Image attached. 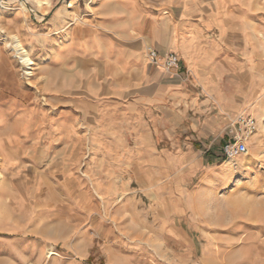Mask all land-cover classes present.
Segmentation results:
<instances>
[{
	"label": "rangeland",
	"instance_id": "obj_1",
	"mask_svg": "<svg viewBox=\"0 0 264 264\" xmlns=\"http://www.w3.org/2000/svg\"><path fill=\"white\" fill-rule=\"evenodd\" d=\"M43 1L0 0V264H264V0H173L167 14L162 0ZM134 2L142 31L156 18L182 24L199 43L189 60L218 72L203 96L222 143L184 123L162 140L157 109L136 127L152 141L132 138V120L123 135L94 124L110 115L102 90L133 74L89 59L135 52L138 32L118 19ZM242 117L256 133L230 163Z\"/></svg>",
	"mask_w": 264,
	"mask_h": 264
},
{
	"label": "crops",
	"instance_id": "obj_2",
	"mask_svg": "<svg viewBox=\"0 0 264 264\" xmlns=\"http://www.w3.org/2000/svg\"><path fill=\"white\" fill-rule=\"evenodd\" d=\"M162 2L163 6L166 7L165 14L169 11L178 10V8L172 6L173 0H162ZM130 8L127 10L130 15L128 19H125L123 15L119 16L118 19L123 24L126 23L125 26L129 32H138L139 35L134 41V43H137L135 52L112 51L101 55L94 54L89 59L91 62L97 63L101 70H106L108 76L116 73V75L126 78V75L133 74V79L129 82L124 79L122 82L116 85H108L102 90L108 97L107 107L110 115L108 118L96 119L94 124L100 125L102 131L108 130L117 133V135H123L125 134L126 122L132 120L134 121L132 130H129L132 133V138L139 142L152 141L154 137L151 128L150 132L144 133L136 127L141 126V121L142 119L145 120V117L152 119L154 110L157 109L158 115L156 117L161 125L162 140L173 141V133L184 123L188 125L185 131H190L191 135L196 132L200 134L198 139L211 140L214 145L219 142L222 143V139L212 136V134H219L221 124L213 116H207L206 113H208L209 106H207V101L204 100L205 96H203L204 91L207 92L210 89V78L218 75V72L207 70L209 72L206 71L204 76L199 67L194 66L196 64V56L193 60H189L186 50H188V53L194 49L199 50L197 48L199 43L195 40L194 34L191 33L190 36L183 35V25L180 23L174 25L169 17H164L162 20L153 19L148 31H142L140 23H142V13L144 11L135 2ZM118 13L124 14L125 7L121 6ZM144 17L147 20L146 14ZM146 46L155 48L160 53L171 52L174 51L173 49L180 50V52H174L181 57L183 73L169 75L162 68L151 64L148 60L146 62L145 58H143ZM188 68L192 72L195 71L193 72L196 75H194L195 80L192 78L193 75L192 77L190 76L191 74L186 78L187 72H190ZM90 70H93V67ZM189 78L190 83H187ZM196 82L202 84V93L196 91L199 88ZM89 91L96 92L95 90ZM218 94L221 99L225 97V94H222L220 90ZM185 120L188 122L185 123ZM143 123L144 125L147 124L146 121H143ZM157 133H159L158 130ZM139 146V148H143L142 144H139ZM166 153L164 156L169 155Z\"/></svg>",
	"mask_w": 264,
	"mask_h": 264
},
{
	"label": "built area",
	"instance_id": "obj_3",
	"mask_svg": "<svg viewBox=\"0 0 264 264\" xmlns=\"http://www.w3.org/2000/svg\"><path fill=\"white\" fill-rule=\"evenodd\" d=\"M148 61L163 69L169 75L182 74L181 57L178 53L171 51L160 53L154 48H149L147 51ZM242 133L231 137L224 145V154L226 158H233L237 155L246 153L248 150V140L252 134L256 132L257 122L253 117L240 118ZM232 131V130H231Z\"/></svg>",
	"mask_w": 264,
	"mask_h": 264
},
{
	"label": "bare ground",
	"instance_id": "obj_4",
	"mask_svg": "<svg viewBox=\"0 0 264 264\" xmlns=\"http://www.w3.org/2000/svg\"><path fill=\"white\" fill-rule=\"evenodd\" d=\"M37 1V3L40 5V6H42L43 4H44V1L43 0H36ZM45 3H47V4H49L50 3V1H46ZM51 4V3H50ZM23 6H24V8H26L25 7V5L24 4H22ZM3 6V5H2ZM3 9H7L6 8V6H3ZM27 10V9H26ZM65 14L67 15V16H69L70 15V11L69 10H67V8H66V12H65ZM68 28H71L70 26H63V28L59 31V29L60 28H57V31H55L56 33H58V32H62V31H65V33H67L64 37H63V39H61L60 41H59V44H62V43H64L65 41H67L68 40V38H67V36H68V34L71 32L70 30H68L67 31V29ZM14 46L15 47H13L14 49H16V50H19V52H21V54H22V57H23V60H24V63H25V65H29V66H31V65H33L34 64V61H33V59L30 57V55H29V52H28V50L25 48V46L23 45V42H22V40H21V38L19 37V36H15V44H14ZM32 68V67H31ZM222 101V100H221ZM259 107V106H258ZM262 109L264 110V108L262 107ZM262 120H264V113H260V121H262ZM263 123V122H262ZM257 125H258V123H257ZM263 126V125H262ZM256 133V132H255ZM259 133V132H258ZM257 133V134H258ZM256 136V135H255ZM248 160H249V158H247V162H248ZM233 161H235V159L234 158H232V159H229V161L228 162H233ZM246 162V163H247ZM250 162V161H249ZM228 164V163H227ZM249 165V164H248ZM230 168V167H229ZM229 168H227V169H229ZM1 171H0V176H1ZM226 174H227V172H226ZM217 184V183H216Z\"/></svg>",
	"mask_w": 264,
	"mask_h": 264
},
{
	"label": "trees",
	"instance_id": "obj_5",
	"mask_svg": "<svg viewBox=\"0 0 264 264\" xmlns=\"http://www.w3.org/2000/svg\"><path fill=\"white\" fill-rule=\"evenodd\" d=\"M225 159V157L223 158V160Z\"/></svg>",
	"mask_w": 264,
	"mask_h": 264
}]
</instances>
